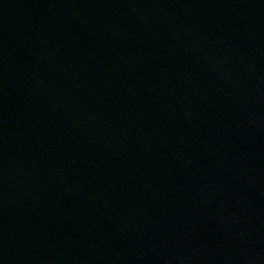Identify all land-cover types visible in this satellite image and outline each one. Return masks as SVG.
Returning a JSON list of instances; mask_svg holds the SVG:
<instances>
[{
	"label": "water",
	"instance_id": "obj_1",
	"mask_svg": "<svg viewBox=\"0 0 264 264\" xmlns=\"http://www.w3.org/2000/svg\"><path fill=\"white\" fill-rule=\"evenodd\" d=\"M0 264H264V0H0Z\"/></svg>",
	"mask_w": 264,
	"mask_h": 264
}]
</instances>
